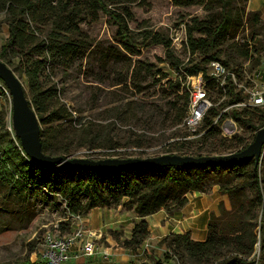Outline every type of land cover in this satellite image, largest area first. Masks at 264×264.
<instances>
[{
    "label": "trees",
    "instance_id": "obj_1",
    "mask_svg": "<svg viewBox=\"0 0 264 264\" xmlns=\"http://www.w3.org/2000/svg\"><path fill=\"white\" fill-rule=\"evenodd\" d=\"M219 1V13L211 14L204 20L192 17L185 25L186 49L190 56L197 54L202 59L195 64L189 61L183 65L175 56L169 39L146 32L139 41L132 34L128 27V21L133 19L129 5L137 0H0V15H4L9 32L8 39L0 47V60L27 81L31 106L41 128L44 127L40 132L42 152L54 157H72L78 149H103L108 150L103 156L129 158L133 151L159 144L164 145L157 157L219 156L244 150L248 145H244L241 138L225 139L220 136V131L213 125V119L218 114L216 109H211L203 119L201 144L193 148L195 144L188 138L199 131L190 134L183 126L189 105L187 87L185 89L177 79L171 81L148 62L135 61L130 64L126 75L110 87L130 94L132 91L141 94L167 79L161 88L165 85L167 92H174L175 99L167 109L163 106L142 107L141 112L146 117H133L136 109L129 97L115 100L113 104L117 102V105L112 110L117 111L116 115L104 118L111 121L106 127L113 129L105 134L97 129L99 124L91 119L83 121L80 117H72L66 105L58 100L56 87H47L43 80L47 77L45 73L50 64L69 67L81 55L82 46L71 36L79 35L81 15L96 17L98 13L106 15L115 27L119 47L100 53V61L104 64L109 58L113 65L125 60L131 62V57L137 56L142 47L161 46L168 68L175 73L182 71L187 77L200 73L205 76L207 65L214 60L228 68H232L230 64L235 63L236 59L252 61L251 66H254L264 55L253 59L250 48H243L248 44L230 45L237 49V58L221 50L231 27L241 22L244 11L234 19L226 9L227 0ZM242 2L247 3L248 0ZM172 3L176 7L199 6L210 11L209 0H172ZM248 17L253 25L260 23L258 12H250ZM35 25L49 26L50 29L43 34L35 29ZM261 46L260 43L255 48L257 55L263 51ZM222 55L224 60L221 59ZM148 80H152V85L142 86ZM2 86L6 88L4 84ZM230 115L243 127L250 126L255 117H241L235 111ZM3 125V121H0V130ZM128 126L135 129L122 131L124 137H120L117 133L119 129ZM116 137L124 140V143L114 139ZM2 138L0 135V186L16 195L19 202L39 200L42 204H51L53 199H59L66 215L71 217H85L94 208L113 209L121 206L125 211L132 210L139 220L131 230V237L122 239L117 233H110L118 246L132 254L141 248L149 236L147 217L160 210L169 215L178 212L187 204V194H207L217 186L219 195L227 199L228 206L220 201L218 215L210 214L206 239L195 242L189 233L169 234L161 241L167 249L163 259L154 264H264L261 161L188 167L79 170L37 163L25 155L18 139L2 141ZM239 147L241 149L238 150ZM119 148H131L133 151L120 153L116 151ZM201 152H206V155ZM70 225L68 220L61 222L60 230L68 231Z\"/></svg>",
    "mask_w": 264,
    "mask_h": 264
},
{
    "label": "rangeland",
    "instance_id": "obj_2",
    "mask_svg": "<svg viewBox=\"0 0 264 264\" xmlns=\"http://www.w3.org/2000/svg\"><path fill=\"white\" fill-rule=\"evenodd\" d=\"M209 1L210 11H205L203 7L199 6L176 7L173 5L172 0H137V2L129 5L133 19L128 21V27L139 41H141L143 34L146 32L156 33L169 39L175 56L180 59L183 65H186L189 61H193L192 64H195L200 62L202 58L197 54L189 55L185 47V25L192 17L204 20L211 14L219 13L221 2L219 0ZM262 1L264 2V0ZM226 9L234 19L237 18L238 13L244 11V14L241 22L231 27L221 50L224 53H230L233 58H237V49L230 47V45L237 44L240 46L248 44L247 47L243 48H250L253 59L264 55V15L260 11L249 10L248 2L243 3L242 0H227ZM250 12L259 13L260 23L253 25L249 21L248 13ZM4 18V15H0V47L9 36L8 25ZM34 27L37 31H42L43 34H46L50 29L49 26L42 25H35ZM78 28L80 30L79 35H72L71 38L82 46L81 55L69 67L50 64L49 69L45 73L47 77L43 80H45L47 87H56L58 100L66 105L72 117H80L84 119L83 121L91 119L99 124L97 129L102 131V134L113 129L112 127H106V124L111 121L104 120V118L116 115L117 111L112 110L117 105V102L113 104L115 100L129 97V100L134 102L133 107L136 109L133 117H146V114L141 112L142 107L160 108V106H163L164 109H167L172 104L173 99H175L174 94H172L174 92H167L165 85L163 89L161 88V85L167 79L157 86L148 88L141 94H137L134 91L130 94L125 90L118 91L115 89L116 87H110V85L121 80L126 75L128 66L134 64L135 61L153 64L155 70H160L171 81L177 79L186 89L187 76L182 71L175 73L168 68V64L165 61V52L161 46L142 47L139 49L137 56L131 57V62L125 60L113 65L111 58H109V61L104 64L100 61V53L108 49H119L118 40L115 36V27L109 22L108 17L102 13H98L96 17L81 15ZM260 43L263 51L257 55L255 48H258ZM221 59L224 60L223 55ZM236 60L235 63L230 64L231 70L233 68L241 69L247 62L242 59ZM160 61H163V63H160ZM251 63L252 61H250ZM15 74L21 80L29 97L28 84L25 77ZM147 83L142 84V86L148 87L152 85V80H148ZM2 85L0 83V121H3L4 125L0 130V135L3 137L2 141L7 139L15 140L10 120V95L8 90ZM221 108L219 107L218 109ZM251 115L255 117L248 127H243L234 121V127L230 128L232 133L230 136L228 132L223 131V129L228 128L226 123L230 119L226 113L223 114L215 127L220 131L222 138H241L244 141V145H249L252 143L256 131L260 129L259 127L263 125L261 128H264V113H245L246 117H251ZM128 128L135 129L131 126L123 127L117 133L120 137H124L122 131H126ZM41 129H44V127ZM202 129L203 123L194 129H187L190 134L199 131L197 135H191L188 138L189 141L195 144L193 148L201 144V136L204 134V131H200ZM114 139L119 140L122 144L124 143V140L119 137ZM163 145H155L140 151H133L131 148H119L116 151L120 153L133 151V155L129 158L157 157L156 155L160 152ZM234 152H237V150ZM105 153H108V150L78 149L71 156L93 160L118 158L117 155L113 157L103 156ZM137 153H141V155ZM201 153L206 155V152ZM259 170L264 194V156L259 164ZM66 214L64 205L59 199H53L51 204H42L39 200L23 203L17 200L16 195L10 194L4 186H0V264H32L39 262L44 251L46 233H51L55 236H66L74 231L73 226L76 221ZM66 220L71 225L68 231L62 232L60 223ZM111 232H115L122 239H126L123 230L108 231L110 237ZM161 241L157 244L158 249L156 252L154 249L146 251L147 264L162 261L165 251H162L164 244L162 245Z\"/></svg>",
    "mask_w": 264,
    "mask_h": 264
},
{
    "label": "built area",
    "instance_id": "obj_3",
    "mask_svg": "<svg viewBox=\"0 0 264 264\" xmlns=\"http://www.w3.org/2000/svg\"><path fill=\"white\" fill-rule=\"evenodd\" d=\"M187 80L189 105L183 126L188 130L198 127L211 109L218 111L213 125H217L225 113L232 117V111L241 114V117L249 112L264 113V58L254 66L248 61L241 69L233 70L214 60L207 65L205 76L200 73L188 76ZM226 127L223 131L230 136V128L234 127L232 118L227 121ZM263 156L264 147L261 160ZM72 218L78 222L73 226L74 231L66 236L46 233L41 260L32 264H68L74 245H78L84 255H94V232L82 225L81 217Z\"/></svg>",
    "mask_w": 264,
    "mask_h": 264
},
{
    "label": "crops",
    "instance_id": "obj_4",
    "mask_svg": "<svg viewBox=\"0 0 264 264\" xmlns=\"http://www.w3.org/2000/svg\"><path fill=\"white\" fill-rule=\"evenodd\" d=\"M248 6L249 10L260 11L264 15L262 0H248ZM187 199V204L178 212L169 215L160 210L147 217L149 236L141 248L132 254L118 246L108 231L123 230L125 238L129 239L134 224L139 220L134 212L125 211L121 206L92 209L87 216L81 217L80 222L94 232L95 253L86 256L78 245H74L68 264H147L146 251L154 249L156 252L157 244L169 234L189 233L191 240L203 242L207 237L210 214L218 215L219 202L223 201L228 206L227 199L219 195L217 186L207 194L189 193ZM163 246L162 251H166V246Z\"/></svg>",
    "mask_w": 264,
    "mask_h": 264
},
{
    "label": "water",
    "instance_id": "obj_5",
    "mask_svg": "<svg viewBox=\"0 0 264 264\" xmlns=\"http://www.w3.org/2000/svg\"><path fill=\"white\" fill-rule=\"evenodd\" d=\"M0 81L10 95L11 128L25 155L42 165L67 166L79 170H119L130 167H188L237 164L254 160L259 163L264 147V128L256 131L254 139L240 152L219 156L161 155L149 158H104L99 160L75 157L49 156L42 152L41 126L27 92L15 72L0 60Z\"/></svg>",
    "mask_w": 264,
    "mask_h": 264
}]
</instances>
